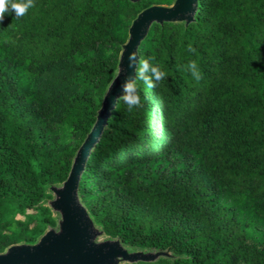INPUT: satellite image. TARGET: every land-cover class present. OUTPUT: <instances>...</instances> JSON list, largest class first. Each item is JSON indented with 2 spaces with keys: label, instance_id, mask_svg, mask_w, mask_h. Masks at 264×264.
<instances>
[{
  "label": "trees",
  "instance_id": "obj_1",
  "mask_svg": "<svg viewBox=\"0 0 264 264\" xmlns=\"http://www.w3.org/2000/svg\"><path fill=\"white\" fill-rule=\"evenodd\" d=\"M173 1L34 0L0 22V252L57 225L48 185L68 177L132 20ZM138 49L166 77L140 84L141 108L115 104L86 159L101 238L171 253L120 264H264V0H197Z\"/></svg>",
  "mask_w": 264,
  "mask_h": 264
},
{
  "label": "water",
  "instance_id": "obj_2",
  "mask_svg": "<svg viewBox=\"0 0 264 264\" xmlns=\"http://www.w3.org/2000/svg\"><path fill=\"white\" fill-rule=\"evenodd\" d=\"M134 1V0H131ZM197 0H174L171 4H152L141 10L132 20L128 38L122 44L126 51L118 59L117 69L102 99L96 121L77 149L68 177L61 184H50L53 193L49 206L59 217L56 226H49L34 243L20 242L0 252V264H120L168 255L167 250L133 249L119 238H101L98 227L80 199V177L93 146L98 142L120 94V83L134 75L128 67V52L138 49L152 22H189L196 11ZM116 69V70H117Z\"/></svg>",
  "mask_w": 264,
  "mask_h": 264
},
{
  "label": "clouds",
  "instance_id": "obj_3",
  "mask_svg": "<svg viewBox=\"0 0 264 264\" xmlns=\"http://www.w3.org/2000/svg\"><path fill=\"white\" fill-rule=\"evenodd\" d=\"M33 6L34 0H0V22L6 15L22 17ZM125 51L126 49L122 48L117 59L123 57ZM127 61L129 68L134 67V75L121 81L120 94L116 97V103L122 102L127 111L131 112L143 106L140 84L146 89H153L166 77V73L156 62L155 57L141 56L139 49L128 52ZM186 69L194 80L201 79V73L195 61H188ZM116 73L119 74V69L116 70Z\"/></svg>",
  "mask_w": 264,
  "mask_h": 264
},
{
  "label": "rangeland",
  "instance_id": "obj_4",
  "mask_svg": "<svg viewBox=\"0 0 264 264\" xmlns=\"http://www.w3.org/2000/svg\"><path fill=\"white\" fill-rule=\"evenodd\" d=\"M49 192H51L49 189H48ZM53 194V193H52ZM52 199V197H46L44 202L45 204L49 205L50 203V200ZM54 216L56 217V219L59 217V214L57 212L54 213ZM17 219H22V220H25V216L24 215H18L17 216Z\"/></svg>",
  "mask_w": 264,
  "mask_h": 264
}]
</instances>
